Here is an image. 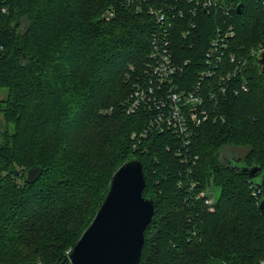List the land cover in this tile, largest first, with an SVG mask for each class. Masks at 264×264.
Segmentation results:
<instances>
[{
  "label": "trees",
  "instance_id": "trees-1",
  "mask_svg": "<svg viewBox=\"0 0 264 264\" xmlns=\"http://www.w3.org/2000/svg\"><path fill=\"white\" fill-rule=\"evenodd\" d=\"M6 3L9 12L0 16V93L6 92L0 100V264H71L68 254L114 174L133 159L142 162L144 196L155 203L140 264H259L264 213L253 194L255 178L240 168L261 167L257 177L264 171V75L250 58L264 48V0H235L232 50L251 59L250 90L210 103L223 119L196 130L191 151L199 160L191 173L172 135L153 134L135 150L132 134L148 118L123 112L130 66L141 70L151 50L148 10L136 13L123 0ZM217 28L213 14L202 13L194 39H176L180 61L201 65ZM34 167L43 174L29 183ZM187 179L197 182L193 191L179 186ZM208 188L220 190L213 212L198 198Z\"/></svg>",
  "mask_w": 264,
  "mask_h": 264
},
{
  "label": "built area",
  "instance_id": "built-area-1",
  "mask_svg": "<svg viewBox=\"0 0 264 264\" xmlns=\"http://www.w3.org/2000/svg\"><path fill=\"white\" fill-rule=\"evenodd\" d=\"M123 1L136 13L148 10L154 19L148 60L141 70L130 66L127 74L130 92L123 103V112L127 116L141 113L148 118L144 130L132 134L134 149H141L142 141L153 134L172 135L176 154L191 173L199 160L191 151L196 130L223 119L212 111L210 103L220 97L249 92L250 58L256 59L264 48L252 53L250 58L232 50L235 31L229 20L233 19L235 0ZM8 12L6 0H0V16ZM202 13L213 14L218 28L202 64L190 68L189 60L180 61L174 44L179 36L186 42L194 39ZM107 16L112 17L113 12ZM193 74L197 80L191 83ZM182 185L193 191L198 184L187 179L185 183L179 181V186ZM253 194L260 204L262 189H254ZM198 198H204L209 211H214L217 195L212 189L202 191ZM259 264H264V259Z\"/></svg>",
  "mask_w": 264,
  "mask_h": 264
},
{
  "label": "water",
  "instance_id": "water-1",
  "mask_svg": "<svg viewBox=\"0 0 264 264\" xmlns=\"http://www.w3.org/2000/svg\"><path fill=\"white\" fill-rule=\"evenodd\" d=\"M242 9L240 4L238 13ZM256 61L260 74L264 75V50L257 54ZM240 169L255 178L257 189H262L259 209L264 213V171L257 177L261 167ZM42 174L41 167H34L28 171L27 180L35 183ZM146 186L140 160L126 162L116 171L94 220L68 254L71 264H140L145 231L155 214L153 199L144 196Z\"/></svg>",
  "mask_w": 264,
  "mask_h": 264
},
{
  "label": "rangeland",
  "instance_id": "rangeland-1",
  "mask_svg": "<svg viewBox=\"0 0 264 264\" xmlns=\"http://www.w3.org/2000/svg\"><path fill=\"white\" fill-rule=\"evenodd\" d=\"M260 48V46L256 47V49ZM256 61V60H255ZM6 95V92H2L0 93V100ZM216 195L219 196L220 195V190H216Z\"/></svg>",
  "mask_w": 264,
  "mask_h": 264
}]
</instances>
